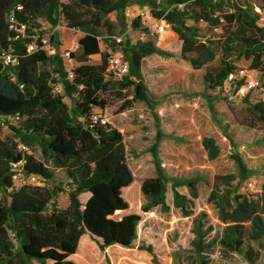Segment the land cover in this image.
<instances>
[{
  "label": "trees",
  "instance_id": "obj_1",
  "mask_svg": "<svg viewBox=\"0 0 264 264\" xmlns=\"http://www.w3.org/2000/svg\"><path fill=\"white\" fill-rule=\"evenodd\" d=\"M187 1L0 0V53L9 51L15 58L14 62L0 58V117L17 121L16 125H9L12 138L0 137V186L8 199L6 203L0 201V264H102L93 246L77 248L83 234L96 243L106 264H171L170 258L159 254L151 243H133L138 236L139 213L113 216L116 211L128 209L129 202L122 190L132 183L137 188L141 213L155 206L168 208V177L157 150L161 140L159 127L150 147L155 176L135 178L127 163L122 132L109 121L94 118L105 115L93 109L102 112L110 98H115L120 102L115 113L130 108L135 101L154 110V99L143 80L142 61L151 53H168L165 46L169 42L181 41L179 56L193 68L214 58L213 41L197 25L186 24L189 10L197 21L220 27L225 36L220 66L203 75L207 87L225 84L234 69L227 59L232 48L250 60L251 69L264 71V27L259 22L260 15L240 0H191L190 4ZM136 3L146 5L154 20H165L170 25L168 31L154 35L149 31V23L137 15L131 20V28L156 38L132 42L124 31L121 43L111 38L113 34L107 36L112 52L101 49L97 28L105 24L111 29L105 17L112 12L124 13ZM11 11L15 22L9 20ZM38 19L52 27L65 26L81 32L77 40L79 54L69 53L75 58V65L67 68L62 53L48 54L41 49L45 31L39 27ZM17 23L26 24L24 34L15 29ZM29 44H34L31 51ZM114 52H120L127 62V73L107 72L108 57ZM190 52L195 55L189 57ZM93 55L99 56L98 62H91ZM242 84L238 81L235 90ZM58 85L60 91L56 89ZM247 108L264 121V99L249 103ZM154 117L158 120L155 111ZM19 143L28 148L38 146L41 158L20 149ZM201 143L209 159L218 156L214 138L204 136ZM233 158L238 174L216 175L208 200L215 203L224 223L221 243L241 254L249 264H255L264 249V183L256 197L229 188L219 191V184L229 186L234 179L252 174L239 155ZM18 161L25 174L36 175L43 182L53 177L54 169L61 170L67 189L45 184L15 186L10 163ZM181 183L194 192L189 179H174L172 203L182 216H188L192 213L188 209L190 201L175 189ZM62 190H67L68 203L58 207L56 195ZM82 193H86L85 198H81ZM200 215L194 221L196 253L203 250V241L212 229L209 225L201 230ZM246 225L249 232L245 236Z\"/></svg>",
  "mask_w": 264,
  "mask_h": 264
},
{
  "label": "rangeland",
  "instance_id": "obj_2",
  "mask_svg": "<svg viewBox=\"0 0 264 264\" xmlns=\"http://www.w3.org/2000/svg\"><path fill=\"white\" fill-rule=\"evenodd\" d=\"M247 6L251 7L255 15L264 12V0H249ZM137 15H140L145 23H149L150 32L159 35L154 26L156 20L151 16L148 7L136 3L128 6L124 13L112 12L105 17L111 24V29L109 31L105 24L97 28L100 48L112 52L107 36L120 35L124 31L132 42L155 37L144 34L140 38L141 31L131 28V20ZM37 23L44 29L45 39H48L55 28V36L50 42L56 51L62 54L68 51L74 56L79 54L77 40L81 36L80 31L65 26L52 27L43 19H38ZM203 27L200 28L201 33L213 41L215 56L200 68L189 66L187 60L172 51L151 53L144 57L142 75L154 99V110L142 101H135L130 108L115 113L120 102L110 98L105 110L101 112L100 109L94 108L93 111L104 114L109 123L122 132L127 150V163L135 178L155 175L150 147L159 127L161 140L157 150L161 166L168 177L165 201L171 200L174 179H189L193 183V194L186 184L175 186L179 193L188 195H185L190 201L188 209L192 211L188 216H182L180 209L174 206L167 209L155 206L148 212L141 213L138 210L135 184L124 188L122 195L129 202L128 210L139 213L141 217L137 226V238L146 239L154 245L159 254L170 258L171 264H201V261L206 264H249L241 254L221 243L224 223L219 218L215 203L209 201L208 196L216 175L238 174L234 155L242 158L252 174L247 178L234 179L229 186L219 184L217 189L221 191L229 188L231 191H240L252 197H256L261 191V185L264 183V121L249 112L247 105L263 101L264 71L261 68L251 69L250 60L238 55L232 48L228 50L227 59L234 66L233 72L236 75L249 73L256 80V86L252 89L241 86L235 90L233 81L220 87H207L203 75L205 72L212 73L220 66L224 33L221 28L210 30ZM31 29L34 30V27L31 26ZM170 47L169 49L173 50L175 48L174 45ZM188 55L193 57L195 53L190 52ZM63 59L67 68L76 64L75 58L70 55L63 56ZM98 61V55L91 57V62ZM65 101L68 99L65 98ZM154 111L158 120L154 117ZM16 124V119L12 117H0V137L12 138L9 125ZM204 136L215 139L219 154L214 159L208 158L207 151L202 146L201 139ZM30 148L27 147L26 150L41 158L38 146ZM31 181L37 182L36 179ZM18 183L14 181L15 186H18ZM44 184L67 189L65 175L59 169H54L53 177L44 181ZM83 197L84 194L81 195V198ZM7 200L0 186V201L6 203ZM56 200L58 207H65L68 203L67 190L59 191ZM198 215L202 231L209 225L212 226L203 241L204 248L200 253H196L193 245V227ZM248 232L246 225L245 236ZM244 241L246 245L247 238ZM252 246L257 248L255 242H252ZM96 250L98 252L99 249ZM255 264H264V249Z\"/></svg>",
  "mask_w": 264,
  "mask_h": 264
},
{
  "label": "built area",
  "instance_id": "obj_3",
  "mask_svg": "<svg viewBox=\"0 0 264 264\" xmlns=\"http://www.w3.org/2000/svg\"><path fill=\"white\" fill-rule=\"evenodd\" d=\"M19 8V6H17ZM125 11H127V8L125 9ZM9 20L12 22H15L14 19V13L13 11H11V13L9 14ZM260 24L264 27V13H262V16L260 17ZM169 24L162 19H158L155 21L154 26L156 27V32L157 33H162L165 28L168 26ZM25 27L26 24L23 23H17L15 25V29L17 30L18 33H25ZM57 27V26H56ZM55 30V28H54ZM54 30L50 33L48 39H45L44 37L42 38V46L41 49H43L44 51H46L48 54H54L56 52L55 47L51 44L50 42V36L52 35V33H54ZM143 33L140 34V38H142ZM124 37V33L120 34V35H111V38L113 40H115L116 43H121ZM32 49H34V44H29L28 45V50L31 51ZM62 56H69V52L65 51ZM0 58L5 61V62H14L15 58L13 57V55L9 52V51H2L0 53ZM128 71V65L127 62L123 59V56L120 52H114L112 53L109 57H108V64H107V72L108 73H112L115 75H121V74H125ZM234 81V86L236 85V83L238 81H242V87L247 88V89H252L256 86V80L249 74V73H240L239 75H236L233 71L230 72L225 80V83H231ZM56 89L58 91L61 90L60 86H56ZM100 118L101 122H105L108 121L106 117H101V116H94V118ZM21 143H19L18 147L20 149H24L26 150L27 147L25 145H20ZM11 166V176L13 181H18L19 185L21 184H34V185H42L44 184L43 180L40 179L38 176L33 175V174H25L22 171L21 168V161L18 162H11L10 163ZM31 179H36L37 182L33 183L31 181Z\"/></svg>",
  "mask_w": 264,
  "mask_h": 264
},
{
  "label": "crops",
  "instance_id": "obj_4",
  "mask_svg": "<svg viewBox=\"0 0 264 264\" xmlns=\"http://www.w3.org/2000/svg\"><path fill=\"white\" fill-rule=\"evenodd\" d=\"M190 1L191 0H189V1H187V3L188 4H190ZM243 4H245V5H248V2H249V0H240ZM187 4V5H188ZM188 9V8H187ZM264 13V12H263ZM262 16V14L260 15V17ZM163 20V19H162ZM259 22H260V18H259ZM186 24H188V25H193V24H195V25H197L199 28H201V27H203L204 29H210V30H217L218 28H220V27H214V26H208L207 24H206V22L205 21H203V20H199V21H197V19L192 15V12L189 10V12H188V15H187V18H186ZM170 28V25H168L166 28H165V30L162 32V33H164V32H167L168 31V29ZM200 32H201V29H200ZM158 34H161V33H158ZM224 38H225V36H223V38H222V40H224ZM172 45H174L175 46V48H174V50L173 49H169V48H171L170 46H172ZM180 48H181V41L180 40H175V41H173V42H169L166 46H165V49L167 50V51H172V52H175V53H179V51H180ZM189 66H190V64H189ZM155 176V175H154ZM182 194H184V195H186V193H184V192H181ZM84 194V197L83 198H85V194L86 193H82V195ZM187 197H188V195H186ZM165 200H166V198H165ZM172 201H173V196L171 197V200L170 201H166V204L168 205V207H170V208H172L173 207V203H172ZM127 213H131L128 209L127 210H125V211H116L115 213H114V218H120L122 215H124V214H127ZM194 228V227H193ZM142 241H144V242H146V243H149L146 239H140V238H136L134 241H133V243L134 244H138V243H140V242H142ZM93 246L94 248H95V252H96V254H98V260H102V264H106L105 263V260H104V256H103V254H102V252L100 251V250H98V252H97V245H96V243L88 236V235H86V234H83L81 237H80V239H79V242H78V247L77 248H82V247H84V246ZM154 246V245H153ZM170 248H172V250L174 249L173 247H171L170 246ZM156 250V249H155ZM74 258V257H73ZM74 261H75V263H76V260H75V258H74ZM77 264V263H76Z\"/></svg>",
  "mask_w": 264,
  "mask_h": 264
}]
</instances>
